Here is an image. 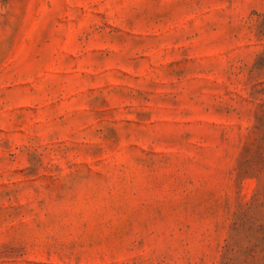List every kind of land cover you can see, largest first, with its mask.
Masks as SVG:
<instances>
[{
  "label": "rangeland",
  "instance_id": "374dc122",
  "mask_svg": "<svg viewBox=\"0 0 264 264\" xmlns=\"http://www.w3.org/2000/svg\"><path fill=\"white\" fill-rule=\"evenodd\" d=\"M0 264H264V0H0Z\"/></svg>",
  "mask_w": 264,
  "mask_h": 264
}]
</instances>
